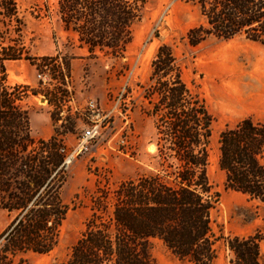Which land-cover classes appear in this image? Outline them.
Returning a JSON list of instances; mask_svg holds the SVG:
<instances>
[{
	"label": "trees",
	"instance_id": "16d2710c",
	"mask_svg": "<svg viewBox=\"0 0 264 264\" xmlns=\"http://www.w3.org/2000/svg\"><path fill=\"white\" fill-rule=\"evenodd\" d=\"M186 1L195 3L203 18L186 33L190 45L208 36L243 35L264 47V0ZM146 3L56 0L55 12L88 56L117 57ZM22 25L17 0H0V208L8 217L0 230V264H23L27 254L50 252L69 210L61 189L68 178L64 135L71 129L55 128L48 138H34L22 101L40 92L8 83L9 62L35 60L21 39ZM40 60V69L61 64L68 71V63L56 57ZM67 75L51 76L62 83ZM137 84L143 88L140 109L154 127L153 169L112 187L97 185L84 227L60 264H155L150 253L155 239L179 259L214 264L217 235L211 214L219 193L208 175L213 117L204 97L185 81L182 64L167 43L157 46L146 83ZM41 94L51 103L52 93ZM218 149L225 188L264 201V120L244 117L225 128ZM222 238L232 252L231 264H261L259 236Z\"/></svg>",
	"mask_w": 264,
	"mask_h": 264
},
{
	"label": "rangeland",
	"instance_id": "374dc122",
	"mask_svg": "<svg viewBox=\"0 0 264 264\" xmlns=\"http://www.w3.org/2000/svg\"><path fill=\"white\" fill-rule=\"evenodd\" d=\"M55 3L17 0L23 21L21 39L35 60L7 65L9 84H26L40 92L29 93L22 101L31 135L48 138L55 128L71 129L64 135L68 178L61 189L69 210L58 242L46 254H27L23 264L62 263L84 227L89 198L97 185L107 182L112 187L153 169L154 127L151 117L140 109L143 88L137 83H146L150 60L162 43L172 46L185 81L204 97L213 117L208 175L219 193L211 214L217 235L214 264H231L232 252L222 235L259 236V259L264 264V201L225 188V175L218 166L219 133L244 117L264 120V47L243 35L208 36L190 45L187 31L203 21L199 7L186 0H147L141 18L131 26V40L122 56H88L76 46L75 35L63 29ZM42 56L68 63V71L61 64L38 68ZM66 72L62 83L51 76ZM44 91L52 93L51 103L41 94ZM90 102L96 103L98 113L88 109ZM93 122L99 126L98 134L79 151L78 141ZM7 221L0 208V230ZM150 253L155 264H191L175 257L158 239L152 241Z\"/></svg>",
	"mask_w": 264,
	"mask_h": 264
},
{
	"label": "built area",
	"instance_id": "2783aa9c",
	"mask_svg": "<svg viewBox=\"0 0 264 264\" xmlns=\"http://www.w3.org/2000/svg\"><path fill=\"white\" fill-rule=\"evenodd\" d=\"M88 109L91 112L98 113V108L96 107V103L90 102L88 104ZM98 124L96 122L91 123L87 126V128L82 133L81 138L78 141L77 149L80 151L82 149H86L87 144L95 138V136L98 134ZM67 156V155H66Z\"/></svg>",
	"mask_w": 264,
	"mask_h": 264
},
{
	"label": "bare ground",
	"instance_id": "6f19581e",
	"mask_svg": "<svg viewBox=\"0 0 264 264\" xmlns=\"http://www.w3.org/2000/svg\"><path fill=\"white\" fill-rule=\"evenodd\" d=\"M246 68H247V67H246ZM252 73H253V72H252ZM250 74H251V73H250ZM262 79H263V78H262ZM262 79H261V80H262ZM261 80H260V81H261ZM263 81H264V80H263ZM255 83H256V82H255ZM255 83H254V84H255Z\"/></svg>",
	"mask_w": 264,
	"mask_h": 264
},
{
	"label": "water",
	"instance_id": "95a60500",
	"mask_svg": "<svg viewBox=\"0 0 264 264\" xmlns=\"http://www.w3.org/2000/svg\"><path fill=\"white\" fill-rule=\"evenodd\" d=\"M41 100H43V99H41Z\"/></svg>",
	"mask_w": 264,
	"mask_h": 264
}]
</instances>
